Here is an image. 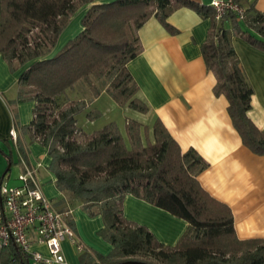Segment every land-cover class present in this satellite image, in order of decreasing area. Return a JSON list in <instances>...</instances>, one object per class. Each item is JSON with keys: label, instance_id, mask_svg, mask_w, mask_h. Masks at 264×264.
I'll return each instance as SVG.
<instances>
[{"label": "trees", "instance_id": "obj_1", "mask_svg": "<svg viewBox=\"0 0 264 264\" xmlns=\"http://www.w3.org/2000/svg\"><path fill=\"white\" fill-rule=\"evenodd\" d=\"M94 1L0 0V54L11 71L26 66L17 80L15 101L34 102L29 124L15 126L29 135V142L46 147L48 168L63 195L58 209L68 212L72 203H78L88 216L100 215L103 226L97 233L112 245L107 254L84 246L78 251L80 261L264 264V238L237 237L230 207L211 196L197 179L208 162L192 147L182 151L159 118L152 123L151 135L148 126L128 118L126 139L115 121L78 138L82 131L76 120L87 102L102 92L94 79L104 77L109 82L103 91L116 103L148 111L147 103L136 96L138 85L127 68L142 49L137 31L154 16L175 33L167 17L185 6L209 19L201 54L216 78L213 93L227 99V112L242 143L264 155V132L248 116L253 87L231 42L238 35L264 50V13L248 0H234L244 8L241 19L227 12L219 20L209 3L195 0ZM87 3L92 4L82 17L83 28L50 56L71 16ZM77 93L81 97H71ZM98 115V111L87 113L91 119ZM6 144L10 149L2 152L10 166L14 144L26 160V149L18 139ZM9 170L7 166L2 177ZM127 194L187 221L178 241L163 244L146 226L127 219L123 214ZM67 221L74 227L69 213ZM30 263L29 254L14 243L0 249V264Z\"/></svg>", "mask_w": 264, "mask_h": 264}, {"label": "crops", "instance_id": "obj_2", "mask_svg": "<svg viewBox=\"0 0 264 264\" xmlns=\"http://www.w3.org/2000/svg\"><path fill=\"white\" fill-rule=\"evenodd\" d=\"M109 1L112 0L92 3ZM248 1L264 13V0ZM92 3L83 4L76 10V16H71L53 49L62 47L83 28L80 18ZM167 21L176 29L175 33L169 32L154 16L137 31L142 49L127 62V68L138 85L136 96L147 103L148 111L135 110L134 118L127 119L133 118L148 126L151 135L152 123L159 118L182 151L194 148L208 162L197 179L211 196L230 207L237 237L264 238V155L253 153L242 143L227 112V99L213 93L216 78L206 69L201 54L209 19L183 6L173 10ZM231 42L253 87L248 116L264 132V50L238 35L232 36ZM25 67L11 71L0 54V142H16L9 132L12 128L17 131V139L26 149V160L18 154L19 173L24 164L30 167L43 193L58 208V200L63 195L56 187L54 173L48 168L50 157L46 147L37 141L28 145L29 135L15 126L16 123L27 125L33 117V101H15L17 80ZM101 95L93 96L89 101L95 102ZM3 163L0 157V169ZM10 174H6L7 180ZM14 184H18L17 177ZM68 213L73 219L77 238L84 246L101 254L112 250V245L97 233L103 226L100 215L88 216L78 203H72ZM123 214L146 226L166 245H174L187 227L183 218L132 194L123 199ZM33 248L47 255L45 246L34 245ZM62 251L64 262L61 264H82L71 241L62 242Z\"/></svg>", "mask_w": 264, "mask_h": 264}, {"label": "built area", "instance_id": "obj_3", "mask_svg": "<svg viewBox=\"0 0 264 264\" xmlns=\"http://www.w3.org/2000/svg\"><path fill=\"white\" fill-rule=\"evenodd\" d=\"M209 5L214 8L217 20L227 12L235 13L239 19L244 16V8L234 0H210ZM9 134L17 140L14 128ZM5 176L0 180V249L14 243L29 254L30 262L42 264L64 262V240L71 241L78 251L83 249L84 244L67 221L68 212L56 208L43 193L30 167L24 164L17 176L18 184L3 182ZM34 245L45 246L47 255L34 249Z\"/></svg>", "mask_w": 264, "mask_h": 264}, {"label": "rangeland", "instance_id": "obj_4", "mask_svg": "<svg viewBox=\"0 0 264 264\" xmlns=\"http://www.w3.org/2000/svg\"><path fill=\"white\" fill-rule=\"evenodd\" d=\"M208 1H210V0H205L204 2L206 3ZM77 12L74 13L72 16H76ZM83 15H82V17H83ZM82 17L80 18V25H82V21H81ZM79 31L80 30H78L77 33H79ZM59 49H52V51L50 52V56L54 55ZM94 81L96 82L100 91H102L101 92L102 95L95 102L92 100L87 102V106L81 112H79L76 115L78 127L81 129V131L83 133V134L79 133L78 138H82V136L84 134H90L93 131L100 129L106 123H108L110 121H115L116 124L118 125L119 129L121 130V133L125 136V132H124L125 120L127 119V117H133L134 118L133 114L136 113V111L130 107L129 108L126 107L125 105L124 106L119 105L118 103H116L114 101V99L108 93L103 91L104 87L109 82V77H104L101 80L94 79ZM83 82L84 81L81 80L78 84L79 85L83 84ZM85 92H87V91L85 90ZM71 97L76 99V98L81 97V96H80V94L77 93ZM85 97H88V95H86ZM89 111H98L99 115L94 117L93 119H91L87 116V113ZM32 143L33 142H27L28 145L32 144ZM39 145L42 146L41 144H39ZM9 149H10V147H9V145L6 144V142H0V157L3 158V162H4L3 165L1 166V169H0V179L2 177V174L5 170V168L10 164V162L6 159V157L2 151L8 152ZM11 150H12V159H11L12 164H11V168L8 172L11 174H10L9 180L6 179V176L2 180L3 182L6 181V183H8L9 185L14 184V179L19 174V164H17L19 152H18V149H17L15 144L12 145ZM32 264H42V263H33L32 262Z\"/></svg>", "mask_w": 264, "mask_h": 264}, {"label": "water", "instance_id": "obj_5", "mask_svg": "<svg viewBox=\"0 0 264 264\" xmlns=\"http://www.w3.org/2000/svg\"><path fill=\"white\" fill-rule=\"evenodd\" d=\"M8 167H10V164L8 165ZM120 264H143V263L138 262V261H126V262H123V263H120Z\"/></svg>", "mask_w": 264, "mask_h": 264}]
</instances>
